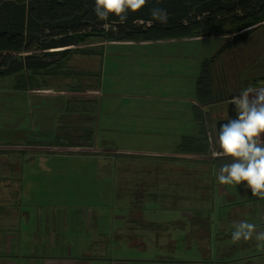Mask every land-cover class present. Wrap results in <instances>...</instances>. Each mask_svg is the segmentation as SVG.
<instances>
[{"label":"rangeland","instance_id":"374dc122","mask_svg":"<svg viewBox=\"0 0 264 264\" xmlns=\"http://www.w3.org/2000/svg\"><path fill=\"white\" fill-rule=\"evenodd\" d=\"M211 37L214 38L209 40H220L217 35ZM114 43L110 46L138 42ZM105 44L91 40L87 46L104 48ZM131 50L133 53L127 48L113 49V54L106 51L102 58L72 55L62 70L67 78L63 76L59 82H50L54 85L50 89L59 91L53 95L49 104L52 109H47L52 114L47 116V125L42 128L52 127L56 111L66 107L62 101L55 105L56 98L63 100L66 96L73 102L67 103L70 110L78 113V119L90 120V123L77 127L81 129L79 133L68 134L62 132V126L58 128L62 133H57L66 139V136L77 139L73 141L75 148L58 144L34 155L45 159L37 185L32 189L44 212L40 214L27 208L25 203L28 212L16 219L15 226L18 228L23 222L33 225L35 218L43 223L27 231V238L19 248L35 255H69L80 258L82 264H264V251H260L257 243L252 245V240L235 243L231 239L235 222L252 223V197L243 198L241 205L234 202L221 206L213 191L205 195L199 191L197 196L192 190L199 188H189L187 182L195 185L201 180L207 184V170H203L202 177L198 160L174 158L176 153L188 156L174 149L183 135L202 138L206 134L215 148L216 112L212 114L205 109L204 128L195 125V130H181L195 123L192 105L204 108L194 98L195 86L191 91L189 83L180 90L174 87L162 90L156 73L144 82L146 78L137 67L138 62L144 67L148 60L140 53L144 49L131 47ZM133 54L138 61L130 57ZM151 62L149 69L171 75L170 63L164 54L152 58ZM9 83H2L1 88H8ZM222 83L219 72L217 89L224 87ZM62 90L65 95L59 93ZM224 93L226 101L230 94L237 92ZM175 97L186 98L188 102L175 101ZM33 103V112L38 116L42 105L37 99ZM24 105L23 95L18 94L8 111L26 113L29 109L23 108ZM169 118L177 120V124L181 121L178 133L171 132ZM24 119L25 116L19 117L18 124H23ZM32 125L40 126L35 121ZM42 128V133H51ZM25 129L28 131L30 127ZM24 133L23 130L21 134ZM32 137H37L34 144L42 140L35 133ZM216 150L211 149L210 156H218ZM176 163L191 166L187 176L176 174L173 170ZM29 175V172L20 175L25 186L33 185L28 182ZM198 201L203 203L196 205ZM46 214L54 218L59 215V223L67 219L66 234L63 239H54L55 243L50 230H44ZM35 230L37 233L44 230V235L32 237ZM59 230H63L62 224ZM6 250L4 246V253ZM24 262L38 264L32 258H24Z\"/></svg>","mask_w":264,"mask_h":264},{"label":"crops","instance_id":"0c3cea01","mask_svg":"<svg viewBox=\"0 0 264 264\" xmlns=\"http://www.w3.org/2000/svg\"><path fill=\"white\" fill-rule=\"evenodd\" d=\"M247 31L248 33H246ZM217 36L220 38L219 42H216V40H209L214 37L202 36L194 39L142 42L122 46H110L115 43H106L103 48V56L98 57H104L106 51L113 54V49L127 48L130 49L131 52V47L144 49L141 50L140 53H144L147 57L148 60L146 65L141 67L139 62L137 64L138 71L143 73L146 78V81L144 82H147V79L150 78L153 73H156L159 78L158 86L160 89L169 91L171 87H174L180 90V87L189 83L191 91V87L195 86V82L200 74V65L202 61L205 58L214 57V55L218 52L219 57L217 63L213 66V72L215 74V79L216 77L218 79L220 72L221 77L223 78L222 85H224V87L222 89H217V92L220 94L227 91L242 93L245 89L249 88L254 91L264 88V82L262 81L264 78V25L263 28L253 33L249 32V29H246L233 35ZM195 39H203L204 41L197 43ZM220 50H225V52L221 54ZM163 54L169 60L171 75L161 74L157 71L149 69L152 64L151 59ZM130 57L137 60L134 54ZM193 65H195L194 70L192 68ZM61 75L58 76L57 79L51 78L48 75L46 77L41 76L40 80L42 82V86L39 91L31 89L24 91L18 90V80L16 76L6 78L4 81L0 80V264H31L24 262V258L38 260V264H82V260L80 258L70 257L69 255L68 257L64 254L50 256L35 255L31 251L30 253L22 252L19 245H22L25 242V239L27 238V231L31 230L33 226L40 227L43 220L35 218L33 225L30 224V222H23L20 227L16 228L15 226L16 219L19 216L22 218L23 213L28 212L24 208L25 203L27 204V208H32L40 214L44 212L40 202L33 195L32 189L37 185V177L42 171L40 166L44 165L45 159H43V156H41L43 157L41 158L34 155L41 154L42 151H45L48 148H56L58 144L67 148H75L76 145H74L73 141H76L77 139L73 136H66L68 138L66 139L64 135L57 133L59 132L58 128L62 126L64 129L62 132H67L68 134L79 133L81 129H76L77 127L87 126L88 122L90 123V120L82 121L81 119H78V113L75 112L74 109L66 111L67 103H73L72 100L67 99L66 96L63 100H61L60 97L56 98L55 105H59V101H62L66 107L60 112H57V110L56 114L54 112L56 115L54 118L56 119H53L52 127L49 129L42 128V126L47 125V116L52 114L51 111L47 109H52L49 104L53 100V95L58 94L57 91H59L50 89V86H54L53 83L50 82L58 81ZM8 81H10L8 88H1L2 83L4 84ZM233 86H236V89H233ZM77 87L80 86L78 85ZM59 93H63V95H65L66 92L62 90ZM18 94L23 95L24 97L25 105L23 108L28 107L30 111L27 110L26 113L23 111L18 112L17 110L8 111L14 106ZM34 99L39 100L42 105V111L39 112L38 116H36L33 112V107L35 106L33 103ZM186 100V98L175 97V101L188 102ZM227 105L226 101H220L204 108H196L195 105H192L191 110L195 123L190 128L183 126L181 130H195V125L202 127L203 124H200L199 120H203L202 116H205V109L207 112L212 114L213 111L216 112L214 117L216 118L215 121L217 124V121L227 118ZM1 106L7 107L5 109H1ZM223 107L224 109L222 110L221 108ZM196 111H199V113L201 111L202 115L200 113L198 116ZM22 116H25L24 123L18 124V119ZM34 121L40 124L43 130H50L51 133H42L40 126L35 127V125H32ZM177 122V120H173L171 118L167 120V123L172 125L171 132L174 134L178 133L177 126L181 123V121L179 124H177ZM26 127H30V129H27L28 131H26ZM23 130L25 133L22 135L21 133ZM18 132H20L19 138ZM34 133L42 138V140H37V144H34L37 137H32ZM191 137L196 136L183 135L181 139L174 144V149L177 150V152L187 154L188 156L181 157L178 156V153H176L177 156L174 158H176V160H198L200 162V166H202V177L204 169L207 170L209 175H207V184H204L201 180L199 184L195 185L187 182L189 188L197 186L199 189L192 190L197 196L199 191L202 195H205L209 191H213L214 195L217 197V204H220L221 206L229 205L234 202L241 205L243 203V198L249 196L252 197V210L254 212L252 215V223L257 225V231L264 230V199L253 197L250 189H245L241 185H221L216 179L219 167L223 164L231 163V157L220 155L217 144L215 146L217 150L213 148V146H211L210 149L216 150L218 156H215L214 154L210 156L211 150L203 155H195L191 150L196 147H191L190 142L186 141L187 138ZM205 137H207L206 134ZM198 141L199 140H197V143ZM47 143L54 145L48 146ZM23 152L25 155L21 154ZM203 161H205L206 164ZM190 168L191 166L189 167L176 163L173 170L176 174H178V176H187V172ZM27 172L30 174L28 182L33 184L32 186H25L21 181L22 179L20 178V175H24ZM198 203L202 204L203 201H198L196 205ZM54 220H56V222H54ZM66 220L67 219H63L62 223H59V215L54 218L46 214L44 219L46 226L44 230H50L51 239H53L52 243L56 242L54 239L58 240L64 238L66 234L64 230ZM69 223L73 224V221L69 220ZM61 224L63 225L62 231L59 230V226ZM133 228L134 227H131V229ZM44 230L39 233L35 230L31 236L41 237L44 235ZM256 243L255 239H253L252 245ZM4 246H7L5 253ZM260 251H264V249L260 248Z\"/></svg>","mask_w":264,"mask_h":264},{"label":"trees","instance_id":"16d2710c","mask_svg":"<svg viewBox=\"0 0 264 264\" xmlns=\"http://www.w3.org/2000/svg\"><path fill=\"white\" fill-rule=\"evenodd\" d=\"M94 3L95 0H0V80L16 76L18 90L39 91L41 76L57 79L72 55L102 56L103 48L87 46L91 40L139 43L193 39L233 35L246 29L253 33L264 25V0H148L141 10L129 12L123 23L112 15L106 21L99 20ZM154 7L168 13L167 24L152 20L150 12ZM218 57L219 53L202 61L195 83L196 102L204 107L226 98V93H217L213 66ZM65 74L56 82L63 76L67 78ZM69 110L70 104L66 107ZM200 113L196 111L198 116ZM199 123L204 128L202 119ZM186 141L196 147L191 150L195 155L211 150L205 134Z\"/></svg>","mask_w":264,"mask_h":264},{"label":"clouds","instance_id":"9594fccd","mask_svg":"<svg viewBox=\"0 0 264 264\" xmlns=\"http://www.w3.org/2000/svg\"><path fill=\"white\" fill-rule=\"evenodd\" d=\"M148 0H95L94 13L99 20L116 16L121 23L129 12L141 10ZM152 20L167 24L168 13L159 7L151 9ZM236 117L220 124L216 133L219 154L231 157V163L219 167L216 179L221 185H241L250 189L253 197L264 199V88L245 89L234 99ZM233 242L255 239L264 249V230L248 220L235 222L231 232Z\"/></svg>","mask_w":264,"mask_h":264},{"label":"water","instance_id":"95a60500","mask_svg":"<svg viewBox=\"0 0 264 264\" xmlns=\"http://www.w3.org/2000/svg\"><path fill=\"white\" fill-rule=\"evenodd\" d=\"M240 95H241V93H233V94H230L228 96V98L226 99V103L228 104L227 109H226L227 110V118L217 121V124H216L217 130H218L220 124L226 123L228 121V119H230V118L234 119L236 117L234 99L239 97Z\"/></svg>","mask_w":264,"mask_h":264}]
</instances>
